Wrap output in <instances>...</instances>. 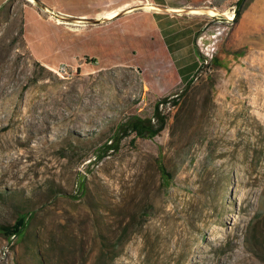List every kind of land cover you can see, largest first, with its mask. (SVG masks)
<instances>
[{
    "label": "rangeland",
    "instance_id": "rangeland-1",
    "mask_svg": "<svg viewBox=\"0 0 264 264\" xmlns=\"http://www.w3.org/2000/svg\"><path fill=\"white\" fill-rule=\"evenodd\" d=\"M54 1L90 19L98 0ZM238 1L173 13L176 31L188 28L178 40L155 35L123 57L146 21H70L74 34L24 11L42 9L30 0L1 12L0 196L19 197H0V224L15 222L19 203L36 214L25 239L0 235V264H264L247 237L255 218L264 231V0H246L228 26ZM202 8L221 14L191 13ZM26 41L52 61L75 58L45 66ZM214 55L222 67L199 69ZM60 64L78 71L60 77ZM163 98L178 105L161 106L158 136L117 135ZM157 159L174 175L169 190Z\"/></svg>",
    "mask_w": 264,
    "mask_h": 264
},
{
    "label": "crops",
    "instance_id": "crops-1",
    "mask_svg": "<svg viewBox=\"0 0 264 264\" xmlns=\"http://www.w3.org/2000/svg\"><path fill=\"white\" fill-rule=\"evenodd\" d=\"M9 1L10 0H0V11L6 4L9 3ZM37 1H40L41 4L45 6L49 12L43 9H36L34 6H28L25 8L24 11H27L29 9L37 10L40 16L42 15L45 20L48 19L52 24L55 23V25L59 27L60 26L65 27V30H64L65 33L66 32L74 33V32L69 31L65 25H71L75 27L80 26L78 22L77 23H67V22L65 23L64 22L61 24L57 21L56 18L52 17V12L58 15L66 16V17L68 16V13L63 11L61 7L59 6L60 4H58L54 0H37ZM203 1L204 0H98L96 2L95 12L91 16V18H107L109 22H113L116 20H120L122 22L123 20L127 18H134L135 20L142 19L146 21L147 24L145 23L143 25V28L139 24V27H138L139 30L136 32H131L132 34L134 33V35L138 34V36H135L136 41H133L134 45L131 44L133 42L132 40H130V44L128 47L124 48L123 45L120 47L119 50H123L124 52L125 51L127 52L126 55L123 53H119L120 54L119 57H123V56H128L129 54L131 55V52L134 53L135 50H138V47L136 46H141L142 48V43H148L150 38H152V36H155V35L164 37L171 45L176 40H178V38H180L184 34V32L187 31L188 29L186 28V30L184 29L182 31L177 32L175 29V22H174L175 19L178 17L176 14L164 13L158 9H147L148 4L153 5V6L157 5L163 8H167L172 11H182L184 9L190 8L191 6H200L204 3ZM142 5H144V8H139V9L130 11L132 8L137 7V6H142ZM122 11H124L125 14L121 17H118ZM114 14L115 16L110 17ZM83 17H87V15H83ZM160 22L163 23V30H162L163 35L161 34V31L157 27V25H159ZM189 27L190 29H193V26H189ZM188 31H192V30H188ZM25 34H26V27H25ZM139 34H142V36H139ZM140 38H142V41L140 40ZM27 45L32 55L34 56V58L40 63H42L43 65L48 66V67H51L52 65L59 63L62 60L72 61L75 58V56H71V57L60 56L59 59L52 61L53 59H51V57H46L41 52L32 50L30 43L27 42Z\"/></svg>",
    "mask_w": 264,
    "mask_h": 264
},
{
    "label": "trees",
    "instance_id": "trees-1",
    "mask_svg": "<svg viewBox=\"0 0 264 264\" xmlns=\"http://www.w3.org/2000/svg\"><path fill=\"white\" fill-rule=\"evenodd\" d=\"M245 1L246 0H239L237 2L235 18L233 21L227 22L228 26H234L240 21L245 10ZM14 2L15 0H10L9 3L2 8L0 14L7 8H9L11 11ZM224 22L226 23V20H224ZM211 23H215V21H212ZM204 31L205 29L198 31L196 37H199ZM20 34L22 36L24 35L23 29L21 30ZM247 52L248 48L244 47L235 51H229V54L234 57H241L246 55ZM199 59H201V65L199 69H209L214 66L222 67V61L221 59H219L218 55H214L212 58L199 56ZM191 82L192 80H190L187 85H190ZM168 102H171V104L174 106L178 105V99L176 98L171 101H169L168 98L160 99L155 105V112L152 118L131 117L125 123L120 124V127L118 128L119 132L117 135L121 137V135L129 136L130 134H135L136 137H140L142 139H154L166 128L168 117L161 111V106L166 105ZM157 165L161 174V187L165 190H169L173 183L174 175L168 170L167 166L161 162V160L157 159ZM82 194H85V191H83ZM0 197H6L5 199H7L19 196L6 193L4 195H1ZM18 208L19 214L17 215V218L13 224H0V235L8 239H25L30 223L34 215L36 214V212L32 210L31 205H29L28 203H19ZM141 215L143 222H145L144 218H147L148 215H144V211H142ZM131 224L132 223L129 221L127 227L131 226ZM247 237L250 244H252V246L254 247L252 249V252L256 253L255 249H257L260 253L264 254V252H262V248L260 247L264 243V231L262 229V226L260 227L259 218H255L252 221V225L248 228ZM261 258L264 261V256H261Z\"/></svg>",
    "mask_w": 264,
    "mask_h": 264
},
{
    "label": "water",
    "instance_id": "water-1",
    "mask_svg": "<svg viewBox=\"0 0 264 264\" xmlns=\"http://www.w3.org/2000/svg\"><path fill=\"white\" fill-rule=\"evenodd\" d=\"M32 2L35 3L36 5H39L43 10L49 12V11L47 10V8H46L45 6H43L39 1H37V0H33ZM155 6L157 7L158 10L163 11V12H168V13H181V12H185V11H187V10H182V11H172V10H169V9H167V8H163V7H160V6H157V5H155ZM139 8H144V5L134 7V8H132L131 10H135V9H139ZM131 10H130V11H131ZM201 10H203V11L206 12L207 10H209V8H202ZM123 13H124V11H122V12L119 14V16L122 15ZM52 15L55 16L56 18H61L62 20L66 21V22L76 21V20H81L82 22H86V23H90V24H94V25H98V24L106 23V22L109 21L107 18H90V19H87V18H85V19H82V18H80V19H79V18H69V17L60 16V15L55 14V13H53V12H52ZM119 16H118V17H119ZM224 16L227 17L226 15H224Z\"/></svg>",
    "mask_w": 264,
    "mask_h": 264
},
{
    "label": "bare ground",
    "instance_id": "bare-ground-1",
    "mask_svg": "<svg viewBox=\"0 0 264 264\" xmlns=\"http://www.w3.org/2000/svg\"><path fill=\"white\" fill-rule=\"evenodd\" d=\"M31 1H33V0H31ZM147 9H157V7L148 4ZM191 10H192L191 13H193V14H204V13H205V11H202L201 9H191ZM206 13H207L208 15H210V16H217V15H220V14H221V13H220L218 10H216V9H209V10L206 11ZM231 13H232V12H231ZM231 13H230V12H225V13H223V15H226V16L232 18V14H231ZM113 16H115V14L112 15V16H110V17H113ZM233 16H234V15H233ZM57 21H58L59 23H61V24L64 23V22L66 23V21L62 20L61 18H57ZM67 23H69V22H67Z\"/></svg>",
    "mask_w": 264,
    "mask_h": 264
},
{
    "label": "built area",
    "instance_id": "built-area-1",
    "mask_svg": "<svg viewBox=\"0 0 264 264\" xmlns=\"http://www.w3.org/2000/svg\"><path fill=\"white\" fill-rule=\"evenodd\" d=\"M53 71L60 77H72L77 73L78 68H74L68 64H60Z\"/></svg>",
    "mask_w": 264,
    "mask_h": 264
}]
</instances>
